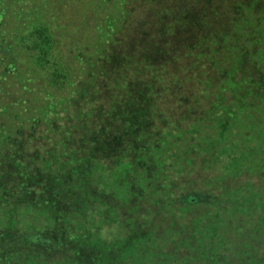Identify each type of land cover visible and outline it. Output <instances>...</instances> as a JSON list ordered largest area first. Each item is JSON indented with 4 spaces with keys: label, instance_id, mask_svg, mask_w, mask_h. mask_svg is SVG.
Segmentation results:
<instances>
[{
    "label": "trees",
    "instance_id": "trees-1",
    "mask_svg": "<svg viewBox=\"0 0 264 264\" xmlns=\"http://www.w3.org/2000/svg\"><path fill=\"white\" fill-rule=\"evenodd\" d=\"M141 1L122 2L108 34L97 26L102 49L69 64L58 55L54 0H0V103L24 101L0 107V229L58 236L61 249L53 257L3 243L0 264H264L258 189L224 192L240 209L192 213L175 202L166 167L206 172L208 184L264 178V1L234 2L223 37L199 57L207 111L167 134L152 160L132 144L114 149L113 131L96 127L95 66Z\"/></svg>",
    "mask_w": 264,
    "mask_h": 264
},
{
    "label": "rangeland",
    "instance_id": "rangeland-1",
    "mask_svg": "<svg viewBox=\"0 0 264 264\" xmlns=\"http://www.w3.org/2000/svg\"><path fill=\"white\" fill-rule=\"evenodd\" d=\"M125 1L134 0H54L51 9L55 11L53 27L59 57L71 64L78 52L102 49L98 39L101 29L97 26H104L102 32L108 34L111 28L107 21L120 14ZM235 1L142 0L127 6L128 20L121 31L108 37L95 66L100 73L96 127L113 131L108 141L114 149L132 144L152 160L167 134L189 130L193 121L207 111L199 88L203 74L199 57L209 53L211 43L223 37ZM64 94L60 92L59 96ZM210 94L214 96L211 90ZM10 99L0 107L12 104L15 109L24 103ZM38 113L43 117L46 111ZM166 167L176 192L175 202L191 207L192 213L202 214L208 207L222 212L240 209L241 200L226 201L222 196L228 189L249 184L263 195L264 210V178L240 177L208 184L210 176L206 172ZM12 188L18 192L28 190L23 185ZM58 241V236L50 234L0 229V244L27 246L53 257L61 254Z\"/></svg>",
    "mask_w": 264,
    "mask_h": 264
}]
</instances>
